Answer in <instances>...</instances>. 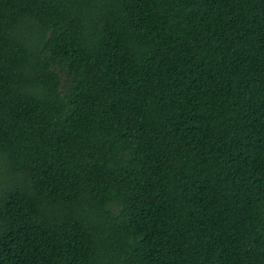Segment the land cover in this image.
<instances>
[{
    "label": "trees",
    "instance_id": "1",
    "mask_svg": "<svg viewBox=\"0 0 264 264\" xmlns=\"http://www.w3.org/2000/svg\"><path fill=\"white\" fill-rule=\"evenodd\" d=\"M0 264H264V0H0Z\"/></svg>",
    "mask_w": 264,
    "mask_h": 264
}]
</instances>
